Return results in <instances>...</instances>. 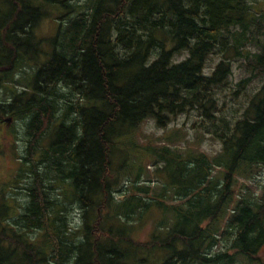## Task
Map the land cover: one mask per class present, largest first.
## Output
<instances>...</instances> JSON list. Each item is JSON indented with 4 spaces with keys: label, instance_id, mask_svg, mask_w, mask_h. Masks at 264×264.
<instances>
[{
    "label": "trees",
    "instance_id": "trees-1",
    "mask_svg": "<svg viewBox=\"0 0 264 264\" xmlns=\"http://www.w3.org/2000/svg\"><path fill=\"white\" fill-rule=\"evenodd\" d=\"M49 3L66 16L50 53L37 35ZM258 3L0 0V88L10 92L0 101V123L22 120L28 132L19 174L28 181L27 199L9 197L17 211L0 205V264H264V180L256 179L264 172ZM181 51L187 55L177 60ZM211 53L221 59L208 73ZM232 57L242 58L246 72L235 87ZM257 78L261 85L247 92ZM228 95L233 102L245 97L231 116L224 113ZM192 110L221 141L216 155L134 140L147 120L166 127ZM47 130L52 137L43 146ZM132 152L140 153L137 164ZM147 156L159 165L157 190L138 182ZM129 167L137 169L136 180L122 189L121 172ZM239 178L260 193L241 184L246 191L239 194ZM74 206L82 209L79 225L71 221ZM148 225V238H136Z\"/></svg>",
    "mask_w": 264,
    "mask_h": 264
},
{
    "label": "rangeland",
    "instance_id": "rangeland-1",
    "mask_svg": "<svg viewBox=\"0 0 264 264\" xmlns=\"http://www.w3.org/2000/svg\"><path fill=\"white\" fill-rule=\"evenodd\" d=\"M77 1L79 4H84L89 2V0H72ZM257 12L255 13V19L260 16L261 9L264 10V0H260V3L256 5ZM46 16L41 20L37 27V35L42 40L41 48L45 52H49L53 50V46L55 43V38L58 34V30L60 28V19L63 16V19H66V16L63 15L65 9L63 7H57L53 4L46 5ZM264 21L263 19H261ZM65 23V22H64ZM251 50H257V47L253 44H249L247 46ZM49 53L40 54L37 62H43L48 57ZM187 52L181 51L175 55L177 60L183 59L186 57ZM221 59L219 54H210L206 61V72L210 73L211 69L218 63ZM233 63V74L230 76L231 84L235 87V84L246 74L245 69L240 65L242 58L232 57ZM28 71H32L31 68L26 67ZM23 76L22 72H18L16 78H20ZM261 85L260 80L254 79L251 84L247 88V92L255 91ZM22 87L18 88V91H21ZM5 88H0V101L6 99V96H10V92L5 94ZM244 96L241 95L236 102L230 101L231 96L228 95L226 100H228L227 109L225 110V114L231 116L235 112V109L242 105L244 101ZM202 117L195 111H189L186 113H182L175 117L166 127H159L153 119H149L144 122L141 127L138 129L134 140L139 146H146L148 144H152L155 146L159 145H170L172 147H178L181 150L184 149H195L206 152L210 156L216 155L222 147V143L220 140L216 139L211 134L207 133L205 127L201 126ZM15 124V128L17 131V136L15 140L13 131L11 128L12 124ZM7 125V126H6ZM6 125L0 123V205L3 203L6 206H10V210L17 211V208L14 204V201L9 197H16L17 202H25L27 197L24 192H26L25 186L28 185L27 180H20L19 174L20 169L22 167V162L20 157L26 154L25 142H27L28 132L26 123L22 120H6ZM47 133L43 136L41 144L43 146H48L51 141V133L52 130H47ZM4 137V138H3ZM11 138L9 140L8 138ZM13 141V143L11 142ZM28 148V146H27ZM119 153H116V158L114 159V166H119ZM140 153L136 154L134 152L131 153V163L135 164L137 161V156ZM145 161L144 169L141 172L140 178L138 179L139 184H150L154 190L160 188L162 186L161 173L157 171L159 167L158 164H155L152 160V157H144ZM136 166V165H135ZM136 171L137 169L124 170L121 172L122 181L120 187L122 189H126L130 184L136 180ZM221 169L219 167H215L214 173L219 174ZM257 180H264V172L261 171L256 175ZM241 184H246L252 190H254L255 194H259L261 188L257 187L251 183V181H246L243 178H239L238 188L240 190L239 194L246 191V188ZM241 186V187H240ZM14 189H17L21 194H14ZM121 191H118L120 193ZM6 196V197H5ZM19 196H22L19 201ZM121 197V194L119 195ZM16 205H18L16 203ZM20 207L19 205L17 206ZM0 206V210H1ZM82 209L79 207H73L71 212V221L74 225H79L81 221ZM151 231V227L148 225L146 227H142L139 230L135 231L134 235L136 238L142 240L147 239L149 233ZM157 255L153 256L156 259ZM261 258L264 261V249L261 251ZM149 264V263H146ZM151 264V263H150Z\"/></svg>",
    "mask_w": 264,
    "mask_h": 264
},
{
    "label": "flooded vegetation",
    "instance_id": "flooded-vegetation-1",
    "mask_svg": "<svg viewBox=\"0 0 264 264\" xmlns=\"http://www.w3.org/2000/svg\"><path fill=\"white\" fill-rule=\"evenodd\" d=\"M25 149H27V142H25Z\"/></svg>",
    "mask_w": 264,
    "mask_h": 264
},
{
    "label": "water",
    "instance_id": "water-1",
    "mask_svg": "<svg viewBox=\"0 0 264 264\" xmlns=\"http://www.w3.org/2000/svg\"><path fill=\"white\" fill-rule=\"evenodd\" d=\"M9 119H11V118H8L7 120L9 121Z\"/></svg>",
    "mask_w": 264,
    "mask_h": 264
}]
</instances>
